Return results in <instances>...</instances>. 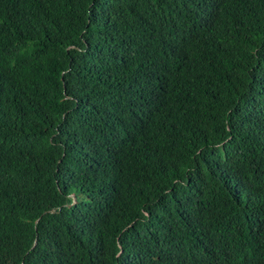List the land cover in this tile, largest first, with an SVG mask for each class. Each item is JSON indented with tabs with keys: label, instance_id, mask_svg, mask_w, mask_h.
<instances>
[{
	"label": "trees",
	"instance_id": "trees-1",
	"mask_svg": "<svg viewBox=\"0 0 264 264\" xmlns=\"http://www.w3.org/2000/svg\"><path fill=\"white\" fill-rule=\"evenodd\" d=\"M0 264H264V0H0Z\"/></svg>",
	"mask_w": 264,
	"mask_h": 264
}]
</instances>
